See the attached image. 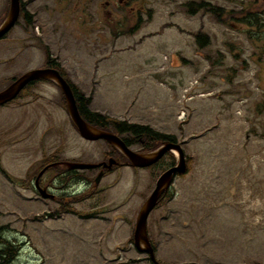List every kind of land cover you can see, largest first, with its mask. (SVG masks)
Returning <instances> with one entry per match:
<instances>
[{
    "label": "rangeland",
    "instance_id": "obj_1",
    "mask_svg": "<svg viewBox=\"0 0 264 264\" xmlns=\"http://www.w3.org/2000/svg\"><path fill=\"white\" fill-rule=\"evenodd\" d=\"M22 1L26 19L0 41V90L8 78L42 65L46 50L36 40L27 44L25 35L38 36V28L77 91L89 97L94 88L91 110L176 134L188 169L148 221L156 260L264 264V35L236 19L228 27L208 14L188 16L182 4L195 0H138L142 25L132 33L129 15L127 25L114 30L92 0ZM206 1L238 13L254 0ZM6 2L0 0V10ZM258 11L264 24L259 4ZM198 31L209 37V47L194 44L189 34ZM247 33L254 39L258 33L254 46ZM206 57L223 58L212 68ZM195 80L189 115L178 124L181 93ZM29 90L0 107V165L10 176L0 171V227L21 244L12 264H151L130 238L154 185L147 173L105 176L101 191L75 203L77 214L58 218L48 215L57 211L55 203L21 186L44 147L60 144L71 158L86 153L90 161L106 150L103 142L77 136L54 85L40 82Z\"/></svg>",
    "mask_w": 264,
    "mask_h": 264
},
{
    "label": "flooded vegetation",
    "instance_id": "obj_2",
    "mask_svg": "<svg viewBox=\"0 0 264 264\" xmlns=\"http://www.w3.org/2000/svg\"><path fill=\"white\" fill-rule=\"evenodd\" d=\"M79 1V0H78ZM10 0H7V6L4 5V7L0 10V24L4 21L7 12H8V6H9ZM20 2V9L21 12L19 14V18L22 17L23 14V7H25V3L22 0H19ZM95 8H100L101 13L103 14V17H109L110 20L113 23V25L119 26H126L128 22V17L134 20L133 27H129V29H136L137 25L139 24V21L141 20L140 16V9L142 6H139L138 0H92ZM203 6L206 5V2L202 0ZM199 4V3H198ZM25 9V8H24ZM196 12V11H194ZM24 14H26L24 12ZM129 15V16H128ZM18 22V21H17ZM108 23H111L108 21ZM17 24V23H16ZM9 31L6 35H4L2 38H0V41H4L7 38V35L10 33ZM26 35V41L27 44H31L32 40L40 39L43 35H41L40 32H38V36L32 35L30 36L28 33H25ZM55 65L54 60L51 62L50 65L42 66L44 68H56L59 75L68 83L71 90H73V83L68 78V75L60 70L58 67H54ZM56 66V65H55ZM38 67V68H40ZM39 82L35 81L31 83L30 85ZM77 104L79 105L78 101ZM88 113V112H87ZM86 121L87 116L86 114L81 115ZM89 121V122H88ZM87 122L90 125L97 124L95 122H91L88 120ZM95 127V126H94ZM104 131L113 132L110 130H106L103 128H100ZM114 135H116L122 143L132 152L140 155L147 154L154 150V148H158L161 146H164L165 144H178L176 140H172L171 136H175L173 134H166V133H155V132H147V133H138L133 131H126V132H113ZM77 136L80 137V135L76 132ZM167 137H170L167 139ZM81 138V137H80ZM82 139V138H81ZM84 142L87 143H94L89 142L84 139H82ZM100 142H103L105 144L106 150H103L101 155V158L97 161H90L88 159V156L90 157V154L81 153L79 157L77 158H71V155H67L64 153V150L61 149L60 151L56 152L55 160L46 162L47 158L44 157V166H49L45 168L46 170H49L47 173H43L40 187L44 190L46 195L48 196V199H45V202L51 201L56 204V210L58 212H64L67 211L65 214H73L75 211V203L83 200L79 196L78 193V186L77 183L82 182L83 187L82 189H85V194H87L86 197H91L95 194V192L101 191V189H98L99 183L95 184V177L102 173L101 180L105 177L110 175L111 173H123L125 171H132V172H144L147 173V176H150L154 180V186L156 183V180L159 178V176L167 171L168 169L174 167L176 165V159L173 156L171 152L166 151L162 157L153 165L148 166L146 168H136L131 165V163L118 151L115 147L111 146L109 143L100 140ZM60 147V145H58ZM136 146L138 148H136ZM182 149V147H181ZM183 151V149H182ZM85 154V155H84ZM184 154V151H183ZM54 157V155H53ZM52 157V158H53ZM185 161L187 162L186 168H188V161L187 157L184 154ZM113 160V163L110 165V167H107L109 164V160ZM52 160V159H51ZM52 163V164H51ZM78 163V164H84V163H90L93 165H98V167L88 170H76L73 169L71 164ZM50 164V165H49ZM56 164V165H53ZM92 173H89L91 172ZM187 174V171L184 175ZM182 175V176H184ZM180 174L174 175V180L178 177H182ZM120 178V177H118ZM100 180V181H101ZM79 181V182H78ZM84 194V193H82ZM173 194V188L170 187L167 191L163 192V195L161 197V201L165 200V197ZM160 201V202H161ZM68 210H70V213H68Z\"/></svg>",
    "mask_w": 264,
    "mask_h": 264
},
{
    "label": "water",
    "instance_id": "obj_3",
    "mask_svg": "<svg viewBox=\"0 0 264 264\" xmlns=\"http://www.w3.org/2000/svg\"><path fill=\"white\" fill-rule=\"evenodd\" d=\"M262 1L264 2V0ZM18 14L19 1L10 0L7 17L0 25V38L14 26L15 22L18 19ZM36 79H49L59 86L65 98L69 118L81 137L91 141L100 139L105 140L106 142L110 143L112 146L120 150L122 154L127 157V159L132 163V165L137 167H146L155 163L166 151L170 150L171 148H174L178 151L177 153L179 155V162L176 166L169 169L158 178L154 190L141 206L134 225L133 243L136 250L139 253L148 255L150 261L153 264H161L157 262L154 257V252L147 236V218L150 212L156 206L162 192L169 187L172 180V175L176 172L181 174L186 169V163L178 147L168 144L167 146L147 155H138L133 153L122 143V141L118 137L114 136L111 133L96 129L88 125L80 117L69 85L59 76L58 72L55 69L51 68L31 70L15 79L7 88L0 92V105H3L8 101L14 99L27 84ZM71 166L72 168L76 169L95 167L94 165L88 164H74ZM101 175L102 173L98 174L95 179V183L99 181ZM42 196H44V194H42Z\"/></svg>",
    "mask_w": 264,
    "mask_h": 264
},
{
    "label": "trees",
    "instance_id": "obj_4",
    "mask_svg": "<svg viewBox=\"0 0 264 264\" xmlns=\"http://www.w3.org/2000/svg\"><path fill=\"white\" fill-rule=\"evenodd\" d=\"M187 10L189 11V12H187V14H189L191 16L193 14H195L194 11L209 14V15L214 17V20L219 25L226 26L229 24L228 27L232 26L231 20H233V19H236L237 21L246 22V21H248L247 18L252 17L251 15H248L247 11H245L246 12L245 15L243 12H240V13H236L233 11L225 12L221 8H215V7H212L208 4L203 6L202 3L189 4L187 6ZM230 21H231V23H229ZM254 25L258 26V22L256 20L254 22ZM192 35H193V38L195 39V43H196L199 50L210 46V41H209L208 36L201 35L200 32L194 33ZM249 39L256 40L251 35H249ZM228 43H230V44H228ZM224 45L228 49V51L232 50L231 42H225ZM46 53L48 56L47 57L48 58L47 61H48L49 60L48 50H46ZM222 58L223 57H221V58L216 57V58L212 59L211 57H206V60L209 61L210 66L213 68L216 65H220ZM51 62H52V60L48 61L49 64H51ZM73 90H74V95L77 98L78 103H79V105H78L79 112L86 114L87 119L90 120L91 122H95V123H97V125H101L104 128H108L111 125L113 128L117 129L120 132H126V131H133V132H138V133L151 132L148 129V127H146V126H141V125H137V124H130V123H127L124 121L123 122H121V121L119 122V121H115V120L109 121L103 115H100V114L94 113V112H90L88 110L90 98L82 95V93L78 92L75 87H73ZM23 92H24L23 94H27L28 90L24 89ZM167 139H169V138H167ZM37 168L38 167L35 168V171L37 170ZM27 175L32 177V175L29 172L27 173ZM5 230L7 231L8 227H0V264H12V262L14 261V259L18 255L20 245H16L14 241L7 239L5 236V233H6Z\"/></svg>",
    "mask_w": 264,
    "mask_h": 264
}]
</instances>
